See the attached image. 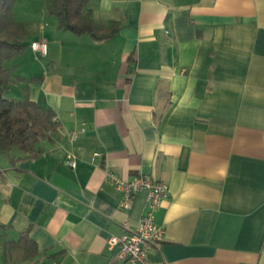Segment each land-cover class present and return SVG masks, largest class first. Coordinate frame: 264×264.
<instances>
[{"label": "crops", "instance_id": "obj_1", "mask_svg": "<svg viewBox=\"0 0 264 264\" xmlns=\"http://www.w3.org/2000/svg\"><path fill=\"white\" fill-rule=\"evenodd\" d=\"M89 9L118 33L98 41L41 25L11 67L20 84L5 96L27 95L56 127L31 155L0 154V264H128L108 240L138 226L147 193L122 210L107 173L168 186L151 264H264V0ZM24 233L35 251L5 249Z\"/></svg>", "mask_w": 264, "mask_h": 264}, {"label": "trees", "instance_id": "obj_2", "mask_svg": "<svg viewBox=\"0 0 264 264\" xmlns=\"http://www.w3.org/2000/svg\"><path fill=\"white\" fill-rule=\"evenodd\" d=\"M17 1L0 0V154L9 155L17 150L28 156L37 151L41 141L50 139L56 124L54 112L41 109L27 95L21 101L5 96L12 81V71L4 67V62L18 58L27 48V28L15 19L12 9ZM91 1L50 0L46 10L56 19L57 30L106 41L118 33L121 23L111 22L108 27L99 28L89 9ZM13 246L25 253L30 248L35 251V244L27 233L14 244H5V249Z\"/></svg>", "mask_w": 264, "mask_h": 264}, {"label": "built area", "instance_id": "obj_3", "mask_svg": "<svg viewBox=\"0 0 264 264\" xmlns=\"http://www.w3.org/2000/svg\"><path fill=\"white\" fill-rule=\"evenodd\" d=\"M35 53L45 55L47 45L44 41L31 43ZM83 132V129L81 130ZM70 159V158H69ZM74 167V161H68ZM105 180L120 194L119 208L130 210L133 199L142 191L147 193L146 209L138 226L131 229L128 222L123 224L125 234L121 237H111L109 248L118 247L117 257L126 260L128 264H151L147 258V251L153 242L163 238L164 229L155 224V212L169 196L167 184L150 176H140L131 181L120 178L112 173L105 175Z\"/></svg>", "mask_w": 264, "mask_h": 264}, {"label": "rangeland", "instance_id": "obj_4", "mask_svg": "<svg viewBox=\"0 0 264 264\" xmlns=\"http://www.w3.org/2000/svg\"><path fill=\"white\" fill-rule=\"evenodd\" d=\"M50 0H18L13 6V12L15 19L17 21L23 22L25 27L27 28V35L29 33L34 35L37 38V31L39 26L41 25H50L51 23L56 21V19L50 16L46 10L48 3ZM38 42V41H37ZM37 54V53H36ZM17 58L11 59L9 61L4 62V67L11 70L14 64L17 63ZM24 64V62L22 63ZM24 65L21 66V72ZM12 71V70H11ZM12 82L9 83V85ZM20 83H12V87H17ZM13 89V90H14Z\"/></svg>", "mask_w": 264, "mask_h": 264}]
</instances>
